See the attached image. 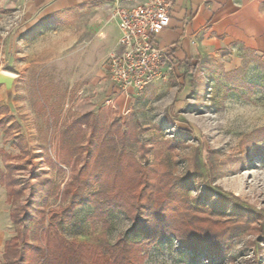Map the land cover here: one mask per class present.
<instances>
[{
    "label": "rangeland",
    "instance_id": "374dc122",
    "mask_svg": "<svg viewBox=\"0 0 264 264\" xmlns=\"http://www.w3.org/2000/svg\"><path fill=\"white\" fill-rule=\"evenodd\" d=\"M14 14L8 13L0 23V70L13 62L9 42L19 26ZM192 82L180 96L184 85L174 79L162 87L155 99L150 100L149 92H140L126 110L113 103L90 107L92 111H79L63 123L58 118V108L39 98L32 147L27 144L28 135L20 134L23 147L15 149V178L27 188L21 198H7L5 213L0 215V231L4 232L0 236V264H4L5 241L16 236L19 229H26L35 240L36 223L16 224L10 211L25 204L33 191L46 196L38 198V203L48 209L60 210L68 205L65 184L85 162L91 169L97 164L91 152L103 143L109 131L117 138L119 150L133 152L144 168H150L154 180L165 171L171 174L177 197L185 198L201 216L225 228H236L227 233L231 241L222 242V254L205 248L189 250L182 238L169 234L147 250H135V262L129 264H264V61L227 73L200 70ZM87 112L98 117V124L94 128L83 126L78 143L86 149L78 166L65 165L60 161L62 131ZM25 115L29 112L22 113L21 123L13 122L12 129L28 132ZM8 117L7 121L13 118ZM116 122L126 133L125 140L115 131ZM74 133L78 134L77 130ZM90 185V191L100 189L97 182ZM174 204L184 206L182 201ZM93 212L94 206L85 203L75 208L76 216L71 222L53 223L49 219L48 224L69 242L95 248L103 257L108 246L120 238L128 243L143 239L141 233L132 230L133 219L124 210H110L106 222L92 220Z\"/></svg>",
    "mask_w": 264,
    "mask_h": 264
},
{
    "label": "crops",
    "instance_id": "0c3cea01",
    "mask_svg": "<svg viewBox=\"0 0 264 264\" xmlns=\"http://www.w3.org/2000/svg\"><path fill=\"white\" fill-rule=\"evenodd\" d=\"M133 3L0 0V23L14 12V22L19 24L9 42L13 62L0 70L13 78L10 84L0 81V151L11 156L15 149L20 151V134L28 135L27 144L32 147L39 98L58 108L62 123L79 111L111 104L112 98L121 109L128 108L139 93L133 88L120 92L110 78V62L111 55L120 50L116 8ZM157 41L167 50V59L161 77L145 91L150 100L155 99L175 79L184 85L180 96L200 70L227 73L264 61V0H175L170 24L157 35ZM26 111L28 132L12 129L11 124L21 123L19 116ZM8 116L13 118L7 121ZM10 161L15 163L16 157ZM5 168L1 156L0 215L5 213L8 198L2 179Z\"/></svg>",
    "mask_w": 264,
    "mask_h": 264
},
{
    "label": "trees",
    "instance_id": "16d2710c",
    "mask_svg": "<svg viewBox=\"0 0 264 264\" xmlns=\"http://www.w3.org/2000/svg\"><path fill=\"white\" fill-rule=\"evenodd\" d=\"M98 121L95 114L87 112L62 131L60 161L63 164L78 166L82 151L86 149L78 143L83 126L92 125L94 128ZM115 124V131L125 140L126 133L121 132L118 122ZM75 130L78 134L74 133ZM112 134L109 131L103 143L97 144L91 152L97 164L91 169L90 164L85 162L65 184L64 194L70 199L68 205L60 210L48 209L45 204L38 203V198L46 199V196L33 191L25 204L11 210V220L16 224L24 221L36 223L33 232L35 240L30 238L26 229H19L17 235L5 243L4 264H129L135 262V250H147L151 244L169 234L182 238L189 250L205 248L216 255L222 254V242H230L232 236L228 237L227 233L236 228H225L216 220L201 216L185 198L177 197L171 174L165 171L161 178L154 180L150 168H144L133 152L125 151V148L119 150L117 138ZM1 156L6 161L2 179L8 187V200L14 201L25 193L27 184H21V180L15 178L17 166L10 161L15 156L3 150L0 151ZM153 171L156 174L155 169ZM96 182L100 184V189L90 191V184ZM176 201H182L184 206H175ZM85 203L94 206L91 219L102 222L107 221L110 210H124L133 219L132 230L141 233L143 239L128 243L120 238L108 246L103 257L95 248L69 242L51 223L48 224L49 219L53 223L71 222L76 216L75 208Z\"/></svg>",
    "mask_w": 264,
    "mask_h": 264
},
{
    "label": "built area",
    "instance_id": "2783aa9c",
    "mask_svg": "<svg viewBox=\"0 0 264 264\" xmlns=\"http://www.w3.org/2000/svg\"><path fill=\"white\" fill-rule=\"evenodd\" d=\"M134 1L116 8L120 50L111 55L110 78L120 92L133 88L140 93L162 75L167 50L159 45L157 35L169 26L175 0Z\"/></svg>",
    "mask_w": 264,
    "mask_h": 264
},
{
    "label": "water",
    "instance_id": "95a60500",
    "mask_svg": "<svg viewBox=\"0 0 264 264\" xmlns=\"http://www.w3.org/2000/svg\"><path fill=\"white\" fill-rule=\"evenodd\" d=\"M12 79H13L12 76H10L8 74H6V73H0V81H5L8 84H10L11 81H12Z\"/></svg>",
    "mask_w": 264,
    "mask_h": 264
}]
</instances>
